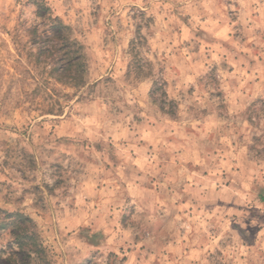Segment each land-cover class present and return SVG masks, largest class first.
Segmentation results:
<instances>
[{
    "label": "rangeland",
    "instance_id": "rangeland-1",
    "mask_svg": "<svg viewBox=\"0 0 264 264\" xmlns=\"http://www.w3.org/2000/svg\"><path fill=\"white\" fill-rule=\"evenodd\" d=\"M0 264H264V0H0Z\"/></svg>",
    "mask_w": 264,
    "mask_h": 264
},
{
    "label": "trees",
    "instance_id": "trees-1",
    "mask_svg": "<svg viewBox=\"0 0 264 264\" xmlns=\"http://www.w3.org/2000/svg\"><path fill=\"white\" fill-rule=\"evenodd\" d=\"M72 57H70V59H71Z\"/></svg>",
    "mask_w": 264,
    "mask_h": 264
}]
</instances>
